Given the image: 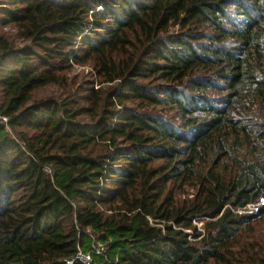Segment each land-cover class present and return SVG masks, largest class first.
Here are the masks:
<instances>
[{
    "label": "trees",
    "instance_id": "16d2710c",
    "mask_svg": "<svg viewBox=\"0 0 264 264\" xmlns=\"http://www.w3.org/2000/svg\"><path fill=\"white\" fill-rule=\"evenodd\" d=\"M0 117V264H264V0H0Z\"/></svg>",
    "mask_w": 264,
    "mask_h": 264
},
{
    "label": "rangeland",
    "instance_id": "374dc122",
    "mask_svg": "<svg viewBox=\"0 0 264 264\" xmlns=\"http://www.w3.org/2000/svg\"><path fill=\"white\" fill-rule=\"evenodd\" d=\"M249 1L250 0H246V2H249ZM228 15H229L230 19H228L226 21L227 27H230L231 25L235 26L237 28L243 27L242 21L244 20V17L242 15V11H239L237 13L236 7L232 6L229 9ZM204 31L207 34H210L212 32L211 27L205 28ZM183 32H184V30H181L180 28H176V29L172 30L171 35L175 36V35L181 34ZM201 73H202V71L199 72L197 75H203L204 77H208L206 74H201ZM70 79L74 83L73 87L77 91H79L81 95H88L89 90L94 88V87H95L94 89H97L98 88V81H100L98 74L90 66H87L84 68L76 66L74 71L70 75ZM214 81L217 83H220L221 86L223 85V82H220L216 79ZM156 84L161 85L163 87H167L169 85L168 82H162L161 80L155 82L153 85H156ZM75 85H77V86H75ZM183 89H184L183 91H184L185 96H188L191 94V88L188 84ZM62 93L63 92L60 88L51 87L49 89L42 90L40 92L39 97H42V98L54 97L56 99H60L62 97ZM224 93L225 92H223V91L213 90L210 92V95H211V97H213V98L215 97L217 99V98L224 97ZM161 95H163V92H161ZM164 111H165L164 117L166 119H170V120L174 121L175 123L178 124L177 127H179L180 119L178 117L177 111H175L174 108L170 109L168 107H165ZM168 190L171 193V196L173 195L175 200L177 202H180V203H183L184 201L193 199V195L195 194V190L191 186H189V185L183 186L180 182H176L174 184L169 185ZM249 211L253 212L254 207H250ZM198 226H201V224H199Z\"/></svg>",
    "mask_w": 264,
    "mask_h": 264
},
{
    "label": "built area",
    "instance_id": "2783aa9c",
    "mask_svg": "<svg viewBox=\"0 0 264 264\" xmlns=\"http://www.w3.org/2000/svg\"><path fill=\"white\" fill-rule=\"evenodd\" d=\"M0 120L2 122V124H7L8 123V118L6 117H0ZM107 250V247L103 246V245H99V248L97 249V254H104ZM75 260H79L81 262H83L84 264H89L92 261V258L90 255H84L82 253L78 254L75 258ZM74 261H70V264H72Z\"/></svg>",
    "mask_w": 264,
    "mask_h": 264
}]
</instances>
